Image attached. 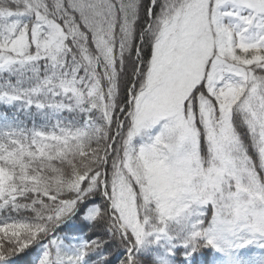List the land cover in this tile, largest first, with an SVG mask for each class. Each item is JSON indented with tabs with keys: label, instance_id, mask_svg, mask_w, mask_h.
Masks as SVG:
<instances>
[{
	"label": "snow or ice",
	"instance_id": "obj_1",
	"mask_svg": "<svg viewBox=\"0 0 264 264\" xmlns=\"http://www.w3.org/2000/svg\"><path fill=\"white\" fill-rule=\"evenodd\" d=\"M0 264H264V0H0Z\"/></svg>",
	"mask_w": 264,
	"mask_h": 264
},
{
	"label": "trees",
	"instance_id": "obj_2",
	"mask_svg": "<svg viewBox=\"0 0 264 264\" xmlns=\"http://www.w3.org/2000/svg\"><path fill=\"white\" fill-rule=\"evenodd\" d=\"M87 231V230H86Z\"/></svg>",
	"mask_w": 264,
	"mask_h": 264
}]
</instances>
